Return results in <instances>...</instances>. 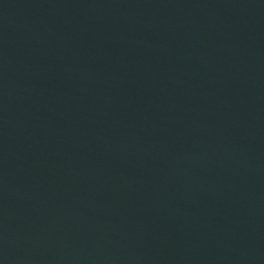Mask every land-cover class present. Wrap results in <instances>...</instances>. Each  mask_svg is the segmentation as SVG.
Returning a JSON list of instances; mask_svg holds the SVG:
<instances>
[{
  "label": "water",
  "instance_id": "water-1",
  "mask_svg": "<svg viewBox=\"0 0 264 264\" xmlns=\"http://www.w3.org/2000/svg\"><path fill=\"white\" fill-rule=\"evenodd\" d=\"M0 264H264V0H0Z\"/></svg>",
  "mask_w": 264,
  "mask_h": 264
}]
</instances>
